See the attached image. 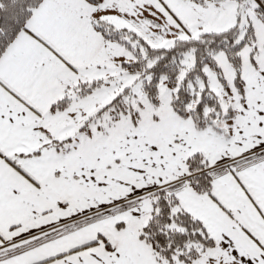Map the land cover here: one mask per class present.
<instances>
[{"label": "snow or ice", "instance_id": "6c2138e0", "mask_svg": "<svg viewBox=\"0 0 264 264\" xmlns=\"http://www.w3.org/2000/svg\"><path fill=\"white\" fill-rule=\"evenodd\" d=\"M0 264H264V0H0Z\"/></svg>", "mask_w": 264, "mask_h": 264}]
</instances>
